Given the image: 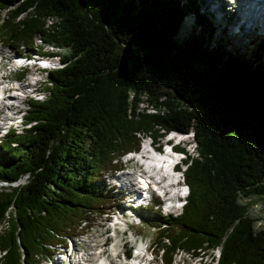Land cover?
Returning <instances> with one entry per match:
<instances>
[{"label": "trees", "instance_id": "16d2710c", "mask_svg": "<svg viewBox=\"0 0 264 264\" xmlns=\"http://www.w3.org/2000/svg\"><path fill=\"white\" fill-rule=\"evenodd\" d=\"M202 5L0 0V42L32 50L39 36L47 47L67 51L62 61L68 62L46 74L45 100L27 101L24 128L0 140V250L7 251L0 264L51 259L50 247L64 245L82 230L84 219L92 222L112 201L102 181L112 159L137 150L141 135L158 144L168 132L193 134L196 156L183 161L190 194L182 214L162 218L148 211L147 219L160 228L157 243L165 261L182 251L212 262L216 251V264H264V216L255 228L249 204L239 202L264 182V37L237 34L249 42L248 64L222 63L235 78L246 79L242 90L257 102V119L232 111V105H221V111L206 107L189 96V88L165 86L177 63L202 57L208 46L218 48L223 61L216 43L228 37L223 32L215 38ZM186 17L193 27L185 25ZM180 30L189 35L167 63L165 54ZM143 103L154 112L140 111Z\"/></svg>", "mask_w": 264, "mask_h": 264}, {"label": "rangeland", "instance_id": "374dc122", "mask_svg": "<svg viewBox=\"0 0 264 264\" xmlns=\"http://www.w3.org/2000/svg\"><path fill=\"white\" fill-rule=\"evenodd\" d=\"M105 1V0H102ZM205 5H202V10L205 11L208 9V1L209 0H201ZM224 0H221V2L217 3L213 0L209 2L210 5V10H214L217 6V4L221 5V3ZM216 4V5H214ZM6 11L1 12V15H4ZM226 15H225V14ZM223 16H226L227 19L229 18H234L235 13L233 11L230 12L228 7L223 6L222 11L220 13H217L215 15V20L220 24V27L227 29V35L229 39L224 40L222 38L220 40V50L222 49L225 52V58L227 59H235V57L240 59L238 60L241 63L248 64L247 59L249 60V55L248 53V48H250V45L247 42L243 43V40L239 38V36L236 38L234 35L238 31H242L243 29H239L238 31L235 29H232L229 27L228 23L225 22V19ZM186 23L185 25H188L189 27H193V22L192 19H185ZM52 21V20H51ZM261 21L258 22L256 29L259 31V33L264 34V25L260 24ZM47 24H51V22H47ZM46 27V26H45ZM254 28V27H253ZM251 28V30L253 29ZM250 31V30H249ZM189 31L185 30H180L177 33V36H175L170 43L169 47L171 48V53L169 55L165 54L166 57V62L171 63L174 60V56L176 53V48L179 46V44L188 37ZM218 35V34H217ZM216 35V36H217ZM222 36V34L220 35ZM235 41L241 43L238 44ZM40 44V40L37 37L35 40L34 47L38 48ZM219 47V46H217ZM126 49L132 50L131 52L133 53L134 48L133 47H126ZM218 48H214V50L211 51L210 47L208 46L205 48L202 52L203 56L198 59L196 58H189L183 62L177 63L176 65V70L175 72L171 73L169 76L168 82H166L165 86L169 88L171 91H177L178 88H189V96L200 100L204 106L206 107H214L218 110H224L226 109L225 107H222L221 105H232L230 109L233 111L235 110H240L242 111L241 115L245 116L247 119H257V102L253 100L251 97H248V93L246 90H242L244 83L246 82V79L241 81L239 77L235 78L234 76H238L237 73H235L230 67L222 65V59H219L216 55V51ZM51 51V49L47 50ZM58 56L65 57L67 55V51L65 50H56L55 51ZM15 50L10 49L9 47H4L0 43V58L3 60V64L6 63V60L4 56H11L15 54ZM164 53V52H163ZM201 54V55H202ZM244 55H246V59L243 58ZM141 56V53H140ZM142 57V56H141ZM242 57V58H241ZM59 59V58H56ZM131 64V62H130ZM4 75L6 74L7 78L9 79L12 75H10L8 72L11 69L10 66L7 68H4ZM33 72H35L33 69H27L25 78L22 80V88L23 92H18V100L17 102H7V106L11 107L10 111L5 109L3 112H0V124L3 126L5 122H14L15 127L14 131H21L19 128V124L15 122V115L20 113V114H25L26 111V102L28 99V96L26 97V100L24 101L25 106L21 108L20 104L21 101L25 98L26 95L31 93V90L29 89L31 86L35 87L38 92H42L41 95H43L45 98L47 97V94L45 92V87H46V73H42L39 77H36V75H33ZM38 80L37 83L34 85V80ZM7 82V81H6ZM25 84L27 85L28 88L25 87ZM25 87V90H24ZM253 90V88H252ZM9 96H15L9 94ZM42 98V97H41ZM145 103L143 105H139V108H144ZM5 120L4 122L2 121ZM3 122V123H2ZM4 134L3 130L0 131V139L2 135ZM143 136V135H141ZM140 136V137H141ZM170 138V136L166 137L165 139ZM150 139L146 136L144 138L143 143H148ZM163 141V140H162ZM187 142L190 144L192 142V134L187 138ZM181 148H184V145L180 146ZM194 147L192 144L188 146L187 153L188 155L191 156H196V152L193 151ZM24 180H20L19 184H23ZM3 184L0 183V188ZM263 200H264V182L260 184L259 186H256L252 188L251 190H247L245 193H243L239 197V202L241 204H249V209H250V215L254 218L257 219V223L255 225V228H260L261 227V221L264 216V210H263ZM125 203V202H123ZM122 204V203H120ZM104 217L102 218H96L95 222L88 232L87 236L81 237L77 239V246L79 248L83 249L86 254H92L96 255L100 249L95 251L96 249L92 247L97 243V247H100L103 244L104 237H106V231L108 230V226L104 222ZM129 217L126 218V221H131ZM137 221V219H136ZM102 225L105 226V228H102ZM129 229H133L132 227H129ZM135 233H139L142 235L143 239H145L146 243L151 242L152 239L155 238V233L151 232V229L146 225L143 224L141 227L134 229L133 230ZM98 238V241L96 242V239ZM123 241L121 242L125 246L124 249L129 246L131 243L132 237L131 234L128 233L125 235V237L122 239ZM110 242V240H108ZM144 241V242H145ZM151 256L148 254V258ZM64 259V257H63ZM97 259V258H95ZM206 258L203 259L205 263ZM86 262L90 264H95V261L91 263L90 257H86L85 259ZM157 261L160 262V258L157 259ZM193 261H191L190 255L186 253H179L175 257V264H191ZM207 263V262H206ZM43 264H51L50 261H44ZM192 264H195L194 262Z\"/></svg>", "mask_w": 264, "mask_h": 264}, {"label": "bare ground", "instance_id": "6f19581e", "mask_svg": "<svg viewBox=\"0 0 264 264\" xmlns=\"http://www.w3.org/2000/svg\"><path fill=\"white\" fill-rule=\"evenodd\" d=\"M214 1L217 3L221 2V0H214ZM230 1L232 2V0H230ZM238 3L240 4L241 9H239L238 5H237V6H235L236 7L235 12H236L237 16H239L242 13L243 14H242L241 18L238 20L237 24L235 23V20L233 19V22H231V24H229L228 26H231L232 24L235 23V26L239 25L240 27H242L244 29H248V28H253V27L257 26L259 21H261L260 24L264 25V0H246L244 2H238ZM232 8H234V7H232ZM233 36H234V34H233ZM227 37H230V36L227 35ZM221 63L225 64L226 62L223 60ZM1 85H2L1 92H6L8 89V86L6 85L5 78L2 76H0V86ZM8 95L5 96V99L0 100V112H3V110L5 109V106H7V102L12 101V99H13V96L8 97ZM6 110L10 111L11 107L7 106ZM174 137L177 138V137H179V135H174ZM159 161L164 162V158L161 157ZM95 246L96 245H94L93 247H95ZM87 256L90 257L91 263H92L94 260L92 257L93 255L89 254Z\"/></svg>", "mask_w": 264, "mask_h": 264}, {"label": "built area", "instance_id": "2783aa9c", "mask_svg": "<svg viewBox=\"0 0 264 264\" xmlns=\"http://www.w3.org/2000/svg\"><path fill=\"white\" fill-rule=\"evenodd\" d=\"M46 49H51V51L60 50V49L52 48V47H46L45 50H46ZM144 109H147V108H145V106H144V108H140V111H142V110H144ZM147 112H151V113H153L154 110H152L151 108H148V109H147Z\"/></svg>", "mask_w": 264, "mask_h": 264}, {"label": "water", "instance_id": "95a60500", "mask_svg": "<svg viewBox=\"0 0 264 264\" xmlns=\"http://www.w3.org/2000/svg\"><path fill=\"white\" fill-rule=\"evenodd\" d=\"M143 68H145V67H143Z\"/></svg>", "mask_w": 264, "mask_h": 264}]
</instances>
